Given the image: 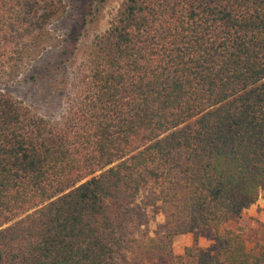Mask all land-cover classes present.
Listing matches in <instances>:
<instances>
[{
    "label": "trees",
    "instance_id": "16d2710c",
    "mask_svg": "<svg viewBox=\"0 0 264 264\" xmlns=\"http://www.w3.org/2000/svg\"><path fill=\"white\" fill-rule=\"evenodd\" d=\"M66 8L0 0V264H264L241 221L264 189V0H94L65 89L43 90L64 105L50 118L4 88L61 45ZM144 188L164 227L147 237ZM199 230L213 248L173 252Z\"/></svg>",
    "mask_w": 264,
    "mask_h": 264
},
{
    "label": "rangeland",
    "instance_id": "374dc122",
    "mask_svg": "<svg viewBox=\"0 0 264 264\" xmlns=\"http://www.w3.org/2000/svg\"><path fill=\"white\" fill-rule=\"evenodd\" d=\"M67 8L63 18L54 23L52 28L59 38L61 45L47 49L42 56L29 67L17 81L6 85L5 91L10 92L16 99L24 105L36 110L43 116L55 118L63 111V103L55 99H45L46 88H58L63 91L65 83L68 81L69 70L65 66V58L74 48L78 41L81 17L86 14L94 3V0H66ZM117 7L116 3H109L102 11V18L98 24L97 30L102 33L107 29L109 21ZM65 71V78H58L52 82L53 76H60ZM30 73L36 76L35 81L29 79ZM54 85V86H53ZM53 86V87H51ZM257 201H264V189L260 190ZM135 206L137 219L139 222L140 233L147 236H153L163 231V215L161 212V203L152 189L144 188L138 193ZM241 221L246 226L244 237L245 244L249 247L256 244L264 237V221L249 215L248 211L241 212ZM236 220L226 221L222 228L233 227ZM187 246L207 247L214 246V232L212 230H199L194 233L178 235L173 238L172 248L176 255H182ZM120 264H148L141 261H133L131 255L127 252L120 255ZM153 264H168L165 260L157 258ZM185 264H192L186 260Z\"/></svg>",
    "mask_w": 264,
    "mask_h": 264
},
{
    "label": "crops",
    "instance_id": "0c3cea01",
    "mask_svg": "<svg viewBox=\"0 0 264 264\" xmlns=\"http://www.w3.org/2000/svg\"><path fill=\"white\" fill-rule=\"evenodd\" d=\"M244 211H248L249 215L258 218L260 221H264V201L260 203L256 201L254 204H252L249 208L245 209ZM262 240L263 239H260L258 242Z\"/></svg>",
    "mask_w": 264,
    "mask_h": 264
}]
</instances>
